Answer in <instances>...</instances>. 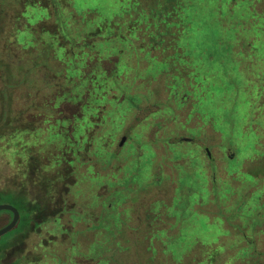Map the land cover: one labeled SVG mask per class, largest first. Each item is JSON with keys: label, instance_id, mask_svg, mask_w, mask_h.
<instances>
[{"label": "rangeland", "instance_id": "1", "mask_svg": "<svg viewBox=\"0 0 264 264\" xmlns=\"http://www.w3.org/2000/svg\"><path fill=\"white\" fill-rule=\"evenodd\" d=\"M121 1L92 0L102 10L111 5L114 10ZM74 2L79 11L85 6V0ZM128 20L137 31L144 27L139 16ZM136 43L145 47L141 40ZM190 46L198 68L179 62L178 72L156 71L144 57L140 65L133 54L126 55L122 85L106 84L110 102L98 106L94 117H86L85 110L81 120L55 127L57 102L45 124L37 116L45 110H36L33 132L0 136V191L26 194L48 217L13 259L61 264L69 257L66 264H89L77 256L88 252L93 233L86 228L105 199L113 205L114 232L121 240L112 264H241L240 249L254 233L246 214L261 211L253 200L264 192V180L256 174L261 158L250 150L252 136L232 132L241 129L245 113L244 93L237 96L244 89L240 80L249 88L263 82L264 57L243 55L238 63L226 39ZM226 93L235 97L229 101ZM251 120L243 133L264 134V119ZM13 204L7 199L0 205ZM241 209L242 214L234 212ZM11 219L0 214V229ZM101 223L99 216L93 221ZM255 236L257 248L264 250L260 228Z\"/></svg>", "mask_w": 264, "mask_h": 264}, {"label": "trees", "instance_id": "2", "mask_svg": "<svg viewBox=\"0 0 264 264\" xmlns=\"http://www.w3.org/2000/svg\"><path fill=\"white\" fill-rule=\"evenodd\" d=\"M88 3L89 0H85V6L79 11L74 0H0V136L26 134L29 129L33 132L36 110H45V114L37 113L41 116L40 123L45 124L57 102L61 111L55 127L81 120L85 110L86 117H94L98 106L110 102L106 84L119 85L122 73L127 71L126 55L133 54L140 65L147 61L148 67L152 64L156 71L178 72L179 62L193 70L199 64L193 57L197 52L190 42L205 44L209 39L217 38L229 42V49L235 51L236 62L239 56L264 57V0H122L114 10L112 5L102 10L92 0ZM130 3L132 6L127 7ZM133 7L135 12L132 14L129 10ZM135 15L142 19L144 26L138 31L134 25L132 28L127 26L128 18ZM140 40L145 47L136 43ZM167 45L171 49L166 50ZM142 57L145 58L143 61ZM119 65L123 67L120 73ZM260 75L264 76V70ZM209 78H205L207 87ZM240 81L244 89L238 91L237 96L244 93L241 103L245 113L241 129L233 131L232 136H252L250 150L263 161L264 134L256 129L251 134H244L243 126L249 117L251 124L264 119V81L253 88L246 85L247 81ZM197 86L199 89L204 87L203 84ZM197 86L192 89L196 90ZM233 96H227L229 101ZM239 144L242 145L240 139ZM261 160L256 166V174L262 175L259 179L264 180V162ZM31 170L33 172V165ZM7 199L13 201L21 219L18 227L0 242V264H30L23 257L13 259L14 252L23 249L29 235L40 229L48 217L26 194L1 190L0 204ZM104 202L105 199L99 203L101 209L97 215L102 219L100 227L93 224L96 217L86 228L93 233V239L86 245L88 252L77 256L89 264H112L116 241L121 245L111 218L113 205ZM253 203L261 211L254 216L246 214L248 226L254 233L247 237L246 247L240 249L241 264H264V250L257 248L255 236L259 228L260 233H264V192L256 195ZM234 212L242 214L243 209ZM0 214L12 217L7 211ZM69 259H60V263L66 264Z\"/></svg>", "mask_w": 264, "mask_h": 264}, {"label": "water", "instance_id": "3", "mask_svg": "<svg viewBox=\"0 0 264 264\" xmlns=\"http://www.w3.org/2000/svg\"><path fill=\"white\" fill-rule=\"evenodd\" d=\"M125 140L126 138H123L121 142V146L124 144ZM185 140L188 141V139ZM5 211L10 212L12 214V219L6 226L0 229V239L6 236L7 234L11 233L17 227L21 219L20 212L16 207L12 205H0V212H5Z\"/></svg>", "mask_w": 264, "mask_h": 264}, {"label": "flooded vegetation", "instance_id": "4", "mask_svg": "<svg viewBox=\"0 0 264 264\" xmlns=\"http://www.w3.org/2000/svg\"><path fill=\"white\" fill-rule=\"evenodd\" d=\"M190 141V140H189Z\"/></svg>", "mask_w": 264, "mask_h": 264}]
</instances>
